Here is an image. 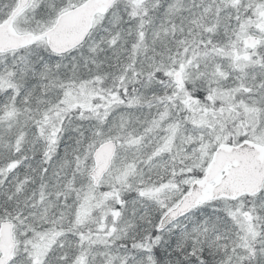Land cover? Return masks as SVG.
I'll list each match as a JSON object with an SVG mask.
<instances>
[{"label": "snow or ice", "instance_id": "snow-or-ice-1", "mask_svg": "<svg viewBox=\"0 0 264 264\" xmlns=\"http://www.w3.org/2000/svg\"><path fill=\"white\" fill-rule=\"evenodd\" d=\"M0 264H264V0H0Z\"/></svg>", "mask_w": 264, "mask_h": 264}]
</instances>
